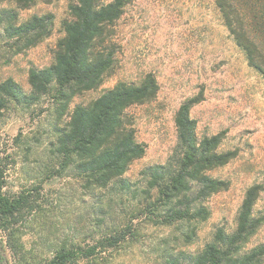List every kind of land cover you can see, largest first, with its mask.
Returning <instances> with one entry per match:
<instances>
[{
  "label": "rangeland",
  "instance_id": "374dc122",
  "mask_svg": "<svg viewBox=\"0 0 264 264\" xmlns=\"http://www.w3.org/2000/svg\"><path fill=\"white\" fill-rule=\"evenodd\" d=\"M69 4V0L37 1L22 9L12 0L0 1V16L16 13L18 24L35 15L54 16L51 35L23 52L17 51L15 41L9 40L0 26V83L13 78L26 92L31 91L29 72L52 64L65 36L63 22L70 19ZM113 42L117 46L116 69L100 88L78 96L72 108L90 103L119 82L140 83L149 73L157 77V98L127 111L137 140L147 147L146 155L125 175L132 184L131 193L120 194L113 188L90 193L66 174L48 179L50 148L56 138L51 97H43L30 108H12L0 123V152L11 154L14 162H10L7 175L8 191L43 188L42 211L31 216L23 228L27 248L46 258L64 240L92 246L125 231L126 240L119 247L100 248L103 252L97 264H160L171 253L201 252L219 228L233 232L245 194L253 185L263 187L255 208L256 214L263 216L264 77L248 64L215 0H134L115 26ZM197 96L203 101L191 115L198 123L199 136L224 131L221 151H237L238 155L227 166L210 172L228 181L230 188L205 203L211 216L187 244L179 228L136 216L146 188L142 172L166 164L173 156L178 144L176 113L184 102ZM261 243L264 225L247 250Z\"/></svg>",
  "mask_w": 264,
  "mask_h": 264
},
{
  "label": "trees",
  "instance_id": "16d2710c",
  "mask_svg": "<svg viewBox=\"0 0 264 264\" xmlns=\"http://www.w3.org/2000/svg\"><path fill=\"white\" fill-rule=\"evenodd\" d=\"M12 1L27 9L37 1L50 0ZM133 1L69 0L70 19L63 22L65 36L57 45L51 65L30 70L31 91L26 92L13 78L0 83V123L12 108H30L43 97H51L56 138L50 148L48 179L66 174L90 193L112 188L120 194L131 193L132 184L125 175L146 155L147 147L137 140L127 111L157 98V77L149 73L140 83L119 82L90 103L72 106L78 96L100 88L116 69L115 26ZM215 4L248 64L264 77V0H215ZM17 21L16 13L0 16L5 36L15 41L18 52H23L51 35L54 16L35 15L24 23ZM202 101V96L194 97L177 111V147L166 164L142 172L146 188L136 216L156 225L179 228L187 244L194 241L199 226L211 216L205 203L230 188L228 181L210 172L227 166L238 155L237 151H221L224 131L199 136L198 123L191 113ZM10 162L14 163L12 155L0 152V264H97L103 252L100 248L119 247L126 240L125 231L97 240L92 246L64 240L46 258L29 250L23 228L42 211L43 188L39 185L9 192ZM262 192L261 185L247 190L233 232L219 228L201 252L171 253L160 264H264V243L247 250L264 225V215L255 211Z\"/></svg>",
  "mask_w": 264,
  "mask_h": 264
}]
</instances>
